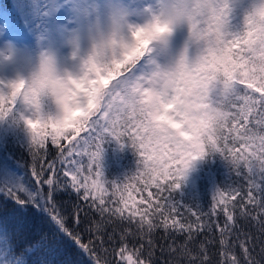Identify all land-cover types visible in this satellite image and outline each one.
<instances>
[{
	"label": "trees",
	"instance_id": "16d2710c",
	"mask_svg": "<svg viewBox=\"0 0 264 264\" xmlns=\"http://www.w3.org/2000/svg\"><path fill=\"white\" fill-rule=\"evenodd\" d=\"M95 1L76 0L74 3L79 6L82 16L89 21L94 18L98 23L100 9L109 5L105 4L107 0ZM114 1L125 4L129 11L138 12L144 18L143 27L152 24L156 16L149 20L145 0ZM65 2L66 15L70 13L72 0ZM223 3L228 8L225 31L233 35L244 31L247 17L264 7V0H223ZM57 4V0H0V42L18 40L26 45L29 54L26 68L35 65L36 60L30 58L31 55L41 53L35 48L38 41L43 40L45 44L42 57L52 52L57 34L54 28ZM133 18L128 14L124 21L134 31L141 26L131 23ZM120 25L121 29L127 28L123 22ZM178 28V23H172L168 33L151 43L157 64L166 52L169 55L171 51L176 53ZM20 37L25 41L19 40ZM166 39L174 41V46ZM189 50L195 55V47L191 45ZM88 52L89 49H84L83 58ZM154 68L148 64L145 54L133 70L137 76H143ZM24 74L17 82L32 78L30 74ZM10 76L13 75L2 74V79L6 82ZM119 76L120 72L116 73V78ZM113 82L110 81L108 87ZM0 86L9 84L1 83ZM19 91L23 92V89ZM212 100L220 102L221 97L213 94ZM27 111V107H17L1 120L6 137L0 141V264H127L120 255L122 248L127 249L124 257L136 253L133 259L138 256L144 264H231L232 260L238 264H264V224L260 222L264 213L248 204L246 196L251 179L264 199V172L258 167L251 173L242 167L238 170L233 161L220 153L207 151L203 157L191 162L180 188L170 194L177 210L170 216L165 214L168 226L157 214L149 217L154 226L148 232L147 224L140 228L139 216L131 222L108 214L101 216L89 206L91 200L85 201L82 193L64 180L62 173L66 165H61L59 148L52 145L51 136L47 135L52 131L51 127L41 131V126H37L38 132L46 136L44 148L34 147L33 140L21 143L25 136H32L27 123L22 120L23 113L26 120L29 118ZM92 111L95 113L96 108ZM254 124L255 121L249 127ZM83 136L81 132L77 139ZM59 145L67 149L69 141L61 138ZM101 147L98 163L102 179L108 184L122 183L113 199L124 196L127 202L125 217L133 204L142 212L147 205L140 202L141 198L148 200L149 192L155 193L157 188L155 185L145 188V178L139 183L131 178L143 171L141 155L130 141L112 135L103 137ZM76 158L87 165V155ZM53 161L55 164L49 170L48 165ZM6 171L13 179L7 180ZM37 172H40L39 176ZM124 185H128L127 190ZM102 186H106L103 181ZM112 191L109 189L108 194ZM167 195V192L163 193V196ZM222 198L234 217L233 221L227 222L230 228L223 235L218 225L223 226L226 222V214L222 211L225 204L217 203ZM155 201L153 196L149 202ZM180 224L184 225L183 230H180Z\"/></svg>",
	"mask_w": 264,
	"mask_h": 264
},
{
	"label": "snow or ice",
	"instance_id": "6c2138e0",
	"mask_svg": "<svg viewBox=\"0 0 264 264\" xmlns=\"http://www.w3.org/2000/svg\"><path fill=\"white\" fill-rule=\"evenodd\" d=\"M189 10L196 21L197 34L209 46L197 63H189L182 73L171 78L166 88L161 89L160 115L167 117L168 125L161 124L156 134L150 136L146 130H142V121L137 119L134 110H130L126 103V88L132 86L134 90H142L140 85L149 75H136L133 69L140 60L137 56L119 69V78L115 77L111 87L103 91L96 112L92 111L80 127L60 130L52 124V131L47 133L51 136L52 145L59 148L58 159L61 165H66L62 173L64 180L82 193L85 201L91 200L90 207L101 216L108 214L129 222L139 216L140 228L143 229L147 224L148 232L154 226L149 217L157 214L165 219V226H168V216L165 214L170 216L177 210L170 194L180 188L191 162L203 157L207 151L220 153L233 161L238 170L242 167L251 173L258 167L264 172V23H261L264 21V7L250 14L244 31L236 35L225 31L228 8L223 0H189ZM98 15L122 23L127 12L119 5H109L102 7ZM178 15L179 12L166 11L164 8L166 19H156L147 27L137 28L133 35L144 37L141 43L150 46L153 40L170 31L171 24L176 22ZM212 41H215L216 47L210 46ZM147 51L148 49H142L144 55ZM51 75L52 69L44 68L38 79L44 81ZM24 90L23 81L0 86V116L16 110ZM213 94L221 97V101L213 102ZM212 111L218 112L223 118L219 130L210 119ZM90 116L94 118L89 119ZM253 121L254 127H249ZM26 123L32 133L34 147L44 148L46 136L38 132L37 123L31 117L27 118ZM81 132L84 136L77 139ZM106 134L131 142L142 157L143 169L131 178L137 183L145 178V188L153 185L157 188L155 193L149 192L148 200L141 198L140 202L147 205L142 212L133 204L128 209L129 215L125 217L127 202L124 196L113 199L122 183L108 184L102 179L98 161ZM61 138L69 141L67 149L59 145ZM85 155L88 157L87 165L82 159L76 158ZM54 164L55 161L49 164L48 169L51 170ZM43 171L41 168V172ZM36 175L39 176L40 172ZM102 181L106 186H102ZM248 182L251 185L246 193L248 204L264 213V199L257 192V184L251 182V179ZM127 187L128 185H124L125 190ZM109 189H113L111 195L108 194ZM164 192L168 193L166 197L163 196ZM153 196L156 201L149 202ZM213 199L215 200V196ZM217 203L225 204L222 211L226 214V222L223 226L218 225L223 235L230 228L227 222L233 221L234 217L223 198ZM260 222L264 224V216ZM179 227L183 230L184 225L180 224ZM125 251L127 249L122 248L120 255L127 260V264H144L138 256L133 259L136 253L124 257ZM231 264L238 262L232 260Z\"/></svg>",
	"mask_w": 264,
	"mask_h": 264
},
{
	"label": "clouds",
	"instance_id": "9594fccd",
	"mask_svg": "<svg viewBox=\"0 0 264 264\" xmlns=\"http://www.w3.org/2000/svg\"><path fill=\"white\" fill-rule=\"evenodd\" d=\"M166 11L179 12L175 23L186 26L189 41L195 47V55L189 56L187 49L164 67H155L141 83L142 90L126 88L125 100L137 119L142 121V130L154 136L161 124L168 125L167 117L160 115L159 93L169 85L171 78L182 73L189 63H197L209 43L197 34L196 21L189 10V0H166ZM102 30L91 39L90 48L84 58L82 70L76 76L65 75L52 69L49 79L39 81L40 73L25 82L24 95L18 107H27L30 117L46 130L55 124L60 130L80 127L88 115L97 107L103 91L114 80L119 69L134 57H144L142 49L149 44L141 43L144 37H136L133 31L125 39L107 16L101 17ZM264 23V21H261ZM153 42V41H152ZM151 42V43H152ZM216 47L215 41L211 42ZM210 119L219 130L223 118L212 111Z\"/></svg>",
	"mask_w": 264,
	"mask_h": 264
},
{
	"label": "rangeland",
	"instance_id": "374dc122",
	"mask_svg": "<svg viewBox=\"0 0 264 264\" xmlns=\"http://www.w3.org/2000/svg\"><path fill=\"white\" fill-rule=\"evenodd\" d=\"M76 0H72V6H70L69 11L70 13L66 14L64 17V23H60V36H62L63 40H57L56 44L53 45V49L51 50V54L46 57H38L36 60L35 65L31 66V68H26V60L29 57L28 50L25 49V45L20 41H1L0 42V72L5 75H13L9 78L5 79L6 82L9 84V86L13 83H17L18 80L24 78V76L21 77L23 72H26L27 74H24L25 76L29 75L32 76V78L29 77L28 80L35 78L44 68H51V69H58L57 64L61 65V67H67L69 69L71 75L70 76H76L79 74V72L82 70L83 67V53L84 49L87 51L90 48L91 39L94 35H96L99 31L102 30V25L100 22L96 23V20L93 18V21H89L84 16H82V11H80L79 6L74 3ZM95 1V0H94ZM96 2V1H95ZM155 3V7L152 8L153 4ZM145 3L147 4V12L149 13L150 17L154 18V15L156 19H166L164 16V12H162L163 4H166L164 0H145ZM105 4L107 5H119L123 7L127 15L129 14V17L133 18L131 23L135 22V24H140L141 27L144 26V18L136 11H129L125 4L123 3H116L114 0H107L105 1ZM103 5V4H102ZM105 7V5H103ZM61 8V7H60ZM59 8V9H60ZM131 14V15H130ZM139 16V17H138ZM127 17V16H126ZM154 18L153 22L156 20ZM101 21V20H100ZM111 21L116 26L117 30L119 31L120 35L126 38L130 37L131 31L133 29L131 26L126 25L125 21H123V24L126 25L127 28L121 29L122 25L121 23L114 22L112 19ZM152 22V23H153ZM178 33L177 36V49L176 53L174 51L170 52V55L166 52L163 56H161V61L157 64V60L154 61L151 59L150 63L157 67V65L164 67L167 64L174 61L179 53L185 49H187V54L189 56L194 55L192 52H190L189 48L191 47V43L189 41V35L188 31L185 25L179 24ZM129 35H127V31ZM166 41H170L173 43L172 46H174V41L166 39ZM194 48V45H192ZM165 48H168L165 46ZM149 58V57H148ZM28 69V71H27ZM59 70V69H58ZM19 73V74H16ZM32 73V74H31ZM1 75V74H0ZM2 76V75H1ZM21 77V78H20ZM4 82V79L0 81L1 83L6 84ZM27 110H29L27 108ZM28 112V116L30 117V111ZM3 116H0V141L6 137L5 134V126L1 122L3 119ZM22 120L26 122V116L23 113L22 114ZM32 141V136H25V138H22L20 140L21 143L25 144L30 143ZM5 176L7 180L13 179L12 175H9V173L6 171Z\"/></svg>",
	"mask_w": 264,
	"mask_h": 264
}]
</instances>
